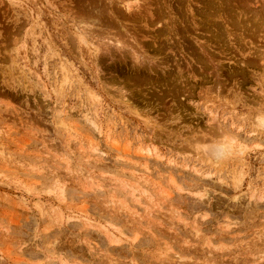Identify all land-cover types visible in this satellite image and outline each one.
<instances>
[{
	"label": "rangeland",
	"instance_id": "rangeland-1",
	"mask_svg": "<svg viewBox=\"0 0 264 264\" xmlns=\"http://www.w3.org/2000/svg\"><path fill=\"white\" fill-rule=\"evenodd\" d=\"M263 121L264 0H0V264H264Z\"/></svg>",
	"mask_w": 264,
	"mask_h": 264
},
{
	"label": "clouds",
	"instance_id": "clouds-1",
	"mask_svg": "<svg viewBox=\"0 0 264 264\" xmlns=\"http://www.w3.org/2000/svg\"><path fill=\"white\" fill-rule=\"evenodd\" d=\"M201 152L206 158L220 164L232 156L233 146L230 141L222 139L211 148L201 149Z\"/></svg>",
	"mask_w": 264,
	"mask_h": 264
},
{
	"label": "bare ground",
	"instance_id": "bare-ground-1",
	"mask_svg": "<svg viewBox=\"0 0 264 264\" xmlns=\"http://www.w3.org/2000/svg\"><path fill=\"white\" fill-rule=\"evenodd\" d=\"M115 3H116V2H115ZM125 3H126V4H125ZM125 3H124V4H125V7H126V8H130V7H132L129 3H127V2H125ZM63 17H64V16H63ZM64 21H65V19H64ZM68 22H69V21H68ZM80 22H81V21H80ZM65 24H66V23H65ZM85 24H86V23H85ZM83 28H84V27H83ZM83 28H82V29H83ZM125 31H126V30H125ZM79 32H80V31H79ZM79 36H80V35H79ZM81 40L84 42L83 44L85 45L86 40L84 39V36H83V35L80 36V40H79V41H81ZM86 44H87V43H86ZM89 44H91V43H89ZM90 46H91V45H90ZM97 46H98V45H97ZM98 47H99V46H98ZM139 60H140V59H139ZM140 64H141V63H140ZM263 122H264V121H263ZM221 140H222V139H221ZM213 141H214V140H213ZM214 143H215V142H214ZM214 143H213V144H214ZM211 144H212V143H211ZM213 144H212V145H213ZM216 144H217V143H216ZM211 147H212V146H211Z\"/></svg>",
	"mask_w": 264,
	"mask_h": 264
}]
</instances>
